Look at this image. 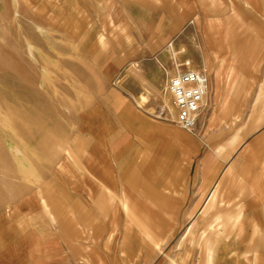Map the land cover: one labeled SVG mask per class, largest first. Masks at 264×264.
I'll list each match as a JSON object with an SVG mask.
<instances>
[{
  "label": "rangeland",
  "instance_id": "374dc122",
  "mask_svg": "<svg viewBox=\"0 0 264 264\" xmlns=\"http://www.w3.org/2000/svg\"><path fill=\"white\" fill-rule=\"evenodd\" d=\"M247 1L192 0L194 15L175 6L181 21L159 38L155 0H0V264H246L252 253L264 264L246 206L243 233L255 235L232 253L227 230L207 262L212 230H194L208 200L192 197L191 180L215 147L206 120L226 114L220 85L231 63L241 78L264 73V0ZM185 60L216 82L217 112L204 99L193 131L176 124L165 90ZM240 202L222 199L214 215Z\"/></svg>",
  "mask_w": 264,
  "mask_h": 264
},
{
  "label": "crops",
  "instance_id": "0c3cea01",
  "mask_svg": "<svg viewBox=\"0 0 264 264\" xmlns=\"http://www.w3.org/2000/svg\"><path fill=\"white\" fill-rule=\"evenodd\" d=\"M155 1L156 3L153 2L151 6L153 9L155 8L159 14L158 21L166 23V30L163 31V34H160L159 38H166L174 33L175 22L181 21L180 19H175V6L187 8L188 10L185 9V14H196V11L194 12L189 9L195 5L192 0ZM218 1L224 2L228 0ZM231 1L237 8L239 0ZM246 2L248 1L246 0ZM182 20L184 21V19ZM199 21L204 22L206 20L200 19ZM205 33H207L206 30ZM205 33L201 34L202 38H205ZM237 38H245V36H238ZM204 44L207 46L205 42ZM231 64L234 67V74L231 79H229L232 83H222L220 85L224 93L227 92L229 96L228 102H226V104L223 103V107L221 106V108L226 106V109L223 112H226V114L220 118L219 121L206 120L205 128L207 133L205 140L208 143L213 144L215 147L211 150H204L193 170V177L191 180L192 183L200 189L199 194L192 197L203 199L202 203L204 205L208 200L205 213L199 218L198 223L194 225V230L202 232V238H205L206 229L212 230L210 238H205L207 241V262L210 261L212 254H214L211 238H215V242L218 243L220 238L222 239L225 236L227 238V230H229L230 233L234 231V234L236 232L235 235L237 236H234L230 242V245L232 246L230 253H232L233 250L235 251L238 249L239 244L246 239L249 238V241L253 239V236L255 235L253 231L255 228L252 229L253 231L246 237L243 233L245 223L249 221L247 216L240 215L243 206H246V213L252 212L251 215L253 216V220L259 225L258 228L264 232V225L261 224L259 218L260 210L258 209L260 207L264 211V73L261 77L241 78L239 69L235 68V64ZM207 77V92L204 99L211 103L210 107L205 109V114L209 117L211 112H217L213 96L212 99L208 97L210 92H215L216 82L213 81L210 74H207ZM248 87H251L252 90H247L246 88ZM210 100H213L214 103ZM213 117L214 116L211 115V118ZM203 120L205 122V119ZM222 123L226 124L225 127H218ZM200 143L199 145L202 147L203 145ZM192 144L195 146V150L197 144L195 141H192ZM217 147L219 148L218 154L214 153ZM223 150L229 153L227 156L223 157L224 160L220 158V153ZM197 152H199V148ZM166 197L175 198V196H165V198ZM222 199L229 201H232V199H244L246 201L245 203L240 202L238 203L239 205H236V207L239 208L238 211H236L238 208L225 207L215 214L217 217L214 221L216 222L218 219L217 221L224 226L214 224L215 222L211 218V216L214 215V206H217ZM203 204H201L200 209L194 213L188 226L192 224L197 213L202 210L204 207ZM224 212H229L231 214L237 213V215L230 216L228 219L222 221L221 215L218 214H223ZM209 216L210 219L208 220ZM206 220L208 221L206 222ZM260 244L261 246H264V241ZM251 247V249H254L253 245H251ZM208 250H210V252H208ZM208 253L211 254L208 256ZM248 256H250L251 259L247 256H244L245 260L243 259L244 263L247 262L246 264H255L256 260H258V254L253 255L252 253ZM216 261H218L217 258Z\"/></svg>",
  "mask_w": 264,
  "mask_h": 264
},
{
  "label": "built area",
  "instance_id": "2783aa9c",
  "mask_svg": "<svg viewBox=\"0 0 264 264\" xmlns=\"http://www.w3.org/2000/svg\"><path fill=\"white\" fill-rule=\"evenodd\" d=\"M207 73L194 68L189 60L177 63L174 73L167 75L165 90L171 96L176 124L193 131L198 124L207 92Z\"/></svg>",
  "mask_w": 264,
  "mask_h": 264
},
{
  "label": "bare ground",
  "instance_id": "6f19581e",
  "mask_svg": "<svg viewBox=\"0 0 264 264\" xmlns=\"http://www.w3.org/2000/svg\"><path fill=\"white\" fill-rule=\"evenodd\" d=\"M171 46V45H170ZM172 47V46H171ZM172 53H174V52H172ZM171 97V96H170ZM204 105V104H203ZM173 106V105H172ZM173 109H174V107H173ZM203 109V108H202ZM174 111H175V109H174ZM240 232V231H239ZM236 234V233H235ZM237 235H235V237H236ZM211 254V253H210ZM210 254H208V256L210 255Z\"/></svg>",
  "mask_w": 264,
  "mask_h": 264
}]
</instances>
